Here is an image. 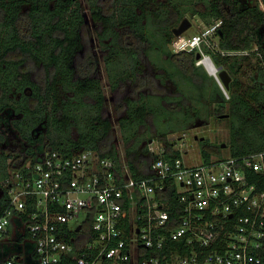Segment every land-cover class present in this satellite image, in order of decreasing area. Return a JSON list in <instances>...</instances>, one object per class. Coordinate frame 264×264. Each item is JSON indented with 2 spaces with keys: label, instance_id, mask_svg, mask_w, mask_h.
Here are the masks:
<instances>
[{
  "label": "trees",
  "instance_id": "trees-1",
  "mask_svg": "<svg viewBox=\"0 0 264 264\" xmlns=\"http://www.w3.org/2000/svg\"><path fill=\"white\" fill-rule=\"evenodd\" d=\"M261 1L263 8L256 0H87L88 16L96 26L97 46L115 95L123 158L132 176L150 174L152 156L143 144L148 137L165 143L164 156L179 155L178 150H172L167 131L174 121L185 126L191 118L188 111L193 109L189 99L195 92L201 96L207 93V79H211L212 112L221 114L226 109L227 156L264 151V71L260 59L220 51L256 45L264 55ZM187 12L197 14L207 24L220 19L215 31L218 48L204 47L203 51L230 75L224 87L227 96L206 68L195 63L197 50L173 52L168 46L174 37L172 28ZM84 21L78 0H0V109L21 112L12 124L28 141L40 142L38 149L45 144L71 154L90 148L98 155L118 158L113 122L106 114L105 95L96 73L97 61L92 47L82 49ZM119 55L128 66L116 70V59L122 58ZM141 55L155 64L154 72H140ZM244 61L250 66L242 80L238 74L243 72ZM166 82L172 90L165 89ZM180 83L186 87L181 89ZM35 125L42 130L33 138L30 128ZM150 127L153 134L146 137ZM220 147L221 143L199 139L200 159L223 158ZM10 152L0 149V176L5 173L4 161ZM25 152L34 155L36 151ZM17 247L16 243L5 245L7 253ZM25 253L24 264H34L27 257L30 244ZM261 253L264 264V249Z\"/></svg>",
  "mask_w": 264,
  "mask_h": 264
},
{
  "label": "built area",
  "instance_id": "built-area-1",
  "mask_svg": "<svg viewBox=\"0 0 264 264\" xmlns=\"http://www.w3.org/2000/svg\"><path fill=\"white\" fill-rule=\"evenodd\" d=\"M219 24L177 35L172 49L209 57L203 48L217 49ZM220 51L251 54L264 71L256 45ZM168 138L179 155L164 156L165 143L152 137L150 174L141 177L131 175L123 155L90 148L64 154L43 144L34 155L8 156L0 176V264H24L27 244L34 264H263L264 151L190 162L185 143ZM13 243L19 247L7 253Z\"/></svg>",
  "mask_w": 264,
  "mask_h": 264
},
{
  "label": "rangeland",
  "instance_id": "rangeland-1",
  "mask_svg": "<svg viewBox=\"0 0 264 264\" xmlns=\"http://www.w3.org/2000/svg\"><path fill=\"white\" fill-rule=\"evenodd\" d=\"M79 2H80L82 9L84 10V12L87 13L88 12L86 9L87 8V1L86 0H79ZM198 7H200V8L202 7L201 2L198 3ZM87 17L88 18H86L87 23H86L83 46L84 47L90 46L95 51L96 58H97V69H96L97 77H98L99 83L102 87L103 93H104L105 97L107 98L106 112L111 117V120L113 122V133H112L113 137H114L113 142H114L115 147L118 151V154L123 155V144L121 141V135H120L119 127H118V124L116 123V120H115L116 115H115L114 106L112 103V98H111L112 92H111L110 87H109L107 71H106V68L104 65V61L100 56V54H101L100 49L97 46L96 39L94 38L95 30L93 28L92 22H91L88 15H87ZM184 17H187L191 22L190 25L181 33L184 36H189V35L195 33L196 31L202 29L204 26L209 25L204 20H202L197 14H191V13L187 12V13H185ZM176 36L177 35H174L173 39ZM212 40L217 42L218 36L216 34H213ZM168 46H169L170 50H172L173 52H176L172 49L171 42L168 44ZM217 48H218V46H217ZM151 54L154 55L155 53L151 52ZM119 56H122V58L118 57L116 59V63H115L116 70H120L122 67L128 66V65H125V63H126L125 57L123 55H119ZM249 57H250V55H249ZM250 59L254 60V56H251ZM199 61H200L199 59H196L195 63L201 64L204 68L203 63L201 61L200 62ZM153 64L151 63V61L149 59H147V56H145V55L140 56V63H139V69L141 70L140 72H143V73L154 72L155 71L154 69H156V66H153ZM243 64L244 65L241 68V69H243V72L238 74L242 80L246 79V75L249 73L248 66H250V65H248V61H244ZM206 67H207V65H206ZM208 70L210 71V73H208L207 71L206 72L210 76H213V74H211L212 72L213 73L216 72V69L210 70V68H208ZM206 81H207V93H204V95L201 96L200 94L195 92L197 94L194 93L192 95V97L189 99L190 103H191L190 108H193V109L189 108L190 110L188 112L191 115V118L188 117L189 120H187V122L184 123L185 126L179 127V123H176L174 121V123L172 124V127L167 131V135L173 136V139L178 146L180 145L179 144L180 136H183L185 138L186 144L184 145L185 146L184 158L190 162H195V161L199 160L198 138H200V137L206 138L212 144L224 143V145L220 147V153L223 156L228 155V149H227L228 128H227L226 109L223 111V113H226V114H223V115L212 112V105L213 104L209 100V92H210V88H211V79H207ZM180 87H181V89H184L186 86H183V84L180 83ZM170 88H171L170 84H168V82H166L165 83V89L170 91V90H172V88L171 89ZM224 94H225V96H227L226 91ZM194 95H197V96L199 95V96H198V98H196ZM185 102H186V100H185ZM224 105H225V103H224ZM194 110H196V112ZM151 134H153V130L150 127L148 134H146L145 136L148 137V136H151ZM143 144H144V142H143ZM6 151H7V149H6ZM80 220H81V215H78L75 219L70 221V225H74L76 222H78Z\"/></svg>",
  "mask_w": 264,
  "mask_h": 264
},
{
  "label": "flooded vegetation",
  "instance_id": "flooded-vegetation-1",
  "mask_svg": "<svg viewBox=\"0 0 264 264\" xmlns=\"http://www.w3.org/2000/svg\"><path fill=\"white\" fill-rule=\"evenodd\" d=\"M80 7H81V5H80ZM81 10L83 11L84 19H85V21H84V26H85L84 35H85V29H86V23H87L86 18H88L87 17L88 12L85 13L84 10L82 9V7H81ZM92 25H93V28L96 27L93 23H92ZM94 38L97 39L96 35H94ZM96 43H97V41H96ZM82 49H85V47L83 46ZM92 51L94 52V55L96 58V54H95V51L93 50V48H92ZM100 52H101V50H100ZM100 56L102 58V52H101ZM96 61H97V58H96ZM96 69H97V62H96ZM16 97H17V95H16ZM111 98H112V103H113V101L115 100V95L113 96V94H112ZM105 101H107L106 97H105ZM106 114L108 115L107 112H106ZM223 114H226V113H221V115H223ZM115 115H116V112H115ZM20 116H21V112L15 111L14 109H9L8 107H4V108L0 109V149H4V151H6V149L8 151L11 150L10 153H12V155L26 153L25 151L37 149L38 146H40V144H41L38 141H34V142L28 141L13 126L12 122L19 120ZM116 117H117V115L115 116V120H116ZM41 130L42 129H40L39 125H35V126L30 128V134H32V137L35 138L41 133ZM170 137L173 138V136H170ZM151 138L152 137H148V139L144 141L145 148H146V143L148 141H150ZM179 139L180 140L183 139L182 140L183 143L186 142L185 138L183 136H180ZM199 139H202V137L198 138V140ZM198 153H199V151H198Z\"/></svg>",
  "mask_w": 264,
  "mask_h": 264
},
{
  "label": "water",
  "instance_id": "water-1",
  "mask_svg": "<svg viewBox=\"0 0 264 264\" xmlns=\"http://www.w3.org/2000/svg\"><path fill=\"white\" fill-rule=\"evenodd\" d=\"M190 23L191 22L187 17L181 18V20L178 22V24L172 28L173 34L174 35L181 34L190 25ZM263 44H264V41H263ZM201 57H202L201 53L196 52L195 58L201 59ZM214 67H215L216 71H218V74H217V76L213 75V77L216 80V82L218 83V85L220 86V88L222 89V91H224V87L227 86V84L230 80V75L228 74V72L225 69L221 68V66H215L214 65ZM223 145H224V143H221V146H223Z\"/></svg>",
  "mask_w": 264,
  "mask_h": 264
},
{
  "label": "bare ground",
  "instance_id": "bare-ground-1",
  "mask_svg": "<svg viewBox=\"0 0 264 264\" xmlns=\"http://www.w3.org/2000/svg\"><path fill=\"white\" fill-rule=\"evenodd\" d=\"M199 60L203 63V65L206 68V70H207L208 73H210V71L208 70V68H210V70H214L215 69L214 64H213V62L211 61L210 58H208L206 56H202L201 59H199ZM204 63L207 65L208 68L206 67V65ZM212 74L215 75V76H217V71L215 73L212 72Z\"/></svg>",
  "mask_w": 264,
  "mask_h": 264
},
{
  "label": "crops",
  "instance_id": "crops-1",
  "mask_svg": "<svg viewBox=\"0 0 264 264\" xmlns=\"http://www.w3.org/2000/svg\"><path fill=\"white\" fill-rule=\"evenodd\" d=\"M212 74V73H211Z\"/></svg>",
  "mask_w": 264,
  "mask_h": 264
}]
</instances>
